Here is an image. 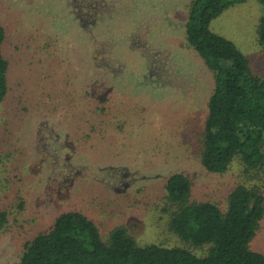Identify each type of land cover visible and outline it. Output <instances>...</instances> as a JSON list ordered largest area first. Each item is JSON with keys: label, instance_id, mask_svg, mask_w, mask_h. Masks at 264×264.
I'll return each instance as SVG.
<instances>
[{"label": "rangeland", "instance_id": "1", "mask_svg": "<svg viewBox=\"0 0 264 264\" xmlns=\"http://www.w3.org/2000/svg\"><path fill=\"white\" fill-rule=\"evenodd\" d=\"M190 2L0 0L9 63L0 104V211L7 212L0 264H18L25 243L70 211L91 219L104 241L123 228L140 246L203 256L208 246H192L169 228L170 175L189 178L191 201L223 210L238 184L257 182L264 194V175L246 178L239 158L223 173L202 165L213 77L186 44ZM263 14L259 0H243L210 26L261 77ZM92 97L112 111L90 114ZM249 246L264 254V217Z\"/></svg>", "mask_w": 264, "mask_h": 264}, {"label": "trees", "instance_id": "2", "mask_svg": "<svg viewBox=\"0 0 264 264\" xmlns=\"http://www.w3.org/2000/svg\"><path fill=\"white\" fill-rule=\"evenodd\" d=\"M241 1L191 0L185 40L213 77L203 126L202 165L209 172L223 173L239 158L246 178L255 180L264 175V77L251 71L247 57L233 41L210 27L223 10ZM259 1L264 6V0ZM257 33L264 47V14ZM5 36L0 23V104L9 90V63L1 53ZM92 102L90 114L112 111L109 101L92 97ZM255 183L235 186L223 210L217 203L191 201L189 178L182 172L170 175L167 201L175 208L169 228L192 246H208L203 256L183 247L140 246L123 228L104 241L91 219L70 211L25 243L18 264H264V254L249 246L264 217L263 190ZM6 223L7 212L0 211V229Z\"/></svg>", "mask_w": 264, "mask_h": 264}, {"label": "crops", "instance_id": "3", "mask_svg": "<svg viewBox=\"0 0 264 264\" xmlns=\"http://www.w3.org/2000/svg\"><path fill=\"white\" fill-rule=\"evenodd\" d=\"M188 6H189V4H188Z\"/></svg>", "mask_w": 264, "mask_h": 264}]
</instances>
